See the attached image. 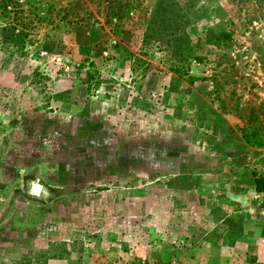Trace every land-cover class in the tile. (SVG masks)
I'll use <instances>...</instances> for the list:
<instances>
[{"label": "rangeland", "instance_id": "1", "mask_svg": "<svg viewBox=\"0 0 264 264\" xmlns=\"http://www.w3.org/2000/svg\"><path fill=\"white\" fill-rule=\"evenodd\" d=\"M159 1L0 9V264H264V0H175L204 57L182 75L142 43ZM143 47L159 67L135 77ZM84 59L111 80L86 90Z\"/></svg>", "mask_w": 264, "mask_h": 264}, {"label": "trees", "instance_id": "2", "mask_svg": "<svg viewBox=\"0 0 264 264\" xmlns=\"http://www.w3.org/2000/svg\"><path fill=\"white\" fill-rule=\"evenodd\" d=\"M91 2H95L98 6L106 9L105 19L108 20L111 17H120L124 10H129L140 5L141 0H91ZM77 3L75 2V4ZM176 4L175 0H160L158 2L156 9L151 12L147 19L142 43L144 47L157 43L156 46L165 52L164 62L169 66V69L175 74L182 75L188 74L191 61L201 62L204 57L194 50L189 40L184 38V34L178 30L179 28L173 30L172 27L176 25L178 21L177 17L179 16V12L175 11L174 8ZM49 6L53 7L52 4ZM69 7L71 8L72 5ZM169 7L171 8L169 9ZM0 9L11 18V21H21L19 13H23L24 11L18 5L17 0H0ZM231 32V30H221L215 33L210 30L204 34V39L207 43L218 44L227 41L230 38ZM144 47L141 49V52L130 54L134 76L137 73L138 66L142 68L139 73L140 77L145 76L148 71L159 67L146 57L148 51ZM71 69V75L74 80L79 84L85 85V89L88 91L100 86L106 80H111L110 77L105 76L95 67L94 62L86 59L73 65ZM44 78L47 79L46 74L43 77L38 71H34L32 75V80L34 79L37 82H41ZM137 89H140L139 86ZM255 188L256 190L264 189V179L256 180ZM153 264H170V262L157 259Z\"/></svg>", "mask_w": 264, "mask_h": 264}, {"label": "crops", "instance_id": "3", "mask_svg": "<svg viewBox=\"0 0 264 264\" xmlns=\"http://www.w3.org/2000/svg\"><path fill=\"white\" fill-rule=\"evenodd\" d=\"M252 183H254V181L252 180ZM251 183V184H252ZM235 184V183H234ZM210 185H212V184H210ZM225 185H217V188L219 189V191H222L223 189L225 190V191H227V187H224ZM251 186H253V184L251 185ZM238 187H243V185L239 182V181H237L236 182V184H235V188H238ZM228 188H229V186H228ZM230 189V188H229ZM239 190L237 191V193L236 194H234L235 195V197L236 198H238V200L239 201H242V202H247V203H250L249 201H248V195H250V193L252 194H254L255 196L256 195H258V192L253 188V187H250L249 188V190H247V188L245 187V188H238ZM230 191V190H229ZM228 191V192H229ZM230 193V192H229ZM260 194H264V192H262V193H260ZM259 194V195H260Z\"/></svg>", "mask_w": 264, "mask_h": 264}, {"label": "flooded vegetation", "instance_id": "4", "mask_svg": "<svg viewBox=\"0 0 264 264\" xmlns=\"http://www.w3.org/2000/svg\"><path fill=\"white\" fill-rule=\"evenodd\" d=\"M38 186H39V185H38ZM39 187H40V186H39ZM39 187H37V188L35 187V188H36V190H39V191L41 192V191H42V187H40L41 189H40Z\"/></svg>", "mask_w": 264, "mask_h": 264}, {"label": "bare ground", "instance_id": "5", "mask_svg": "<svg viewBox=\"0 0 264 264\" xmlns=\"http://www.w3.org/2000/svg\"><path fill=\"white\" fill-rule=\"evenodd\" d=\"M35 187L37 188V187H39V186H38V185H34V188H35ZM39 188H40V187H39ZM36 191H37V190H36Z\"/></svg>", "mask_w": 264, "mask_h": 264}, {"label": "water", "instance_id": "6", "mask_svg": "<svg viewBox=\"0 0 264 264\" xmlns=\"http://www.w3.org/2000/svg\"><path fill=\"white\" fill-rule=\"evenodd\" d=\"M36 185V184H35Z\"/></svg>", "mask_w": 264, "mask_h": 264}]
</instances>
